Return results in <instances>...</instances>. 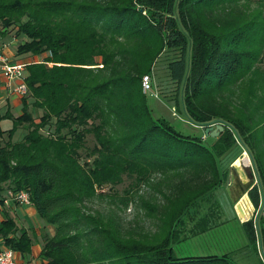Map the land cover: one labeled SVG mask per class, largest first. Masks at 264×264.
Masks as SVG:
<instances>
[{
    "label": "trees",
    "instance_id": "1",
    "mask_svg": "<svg viewBox=\"0 0 264 264\" xmlns=\"http://www.w3.org/2000/svg\"><path fill=\"white\" fill-rule=\"evenodd\" d=\"M0 27L24 37L17 56L39 58L23 66L20 114L0 115L11 121L0 129V208L24 192L52 228L40 264H236L175 257L172 246L218 225L203 216L186 228L184 219L224 192L241 153L256 185L237 208L245 218L251 205L242 228L264 261V0H0ZM161 56L187 121L222 125L209 146L146 106L141 77L152 80ZM128 205L150 229L123 226ZM0 239L29 253L7 214Z\"/></svg>",
    "mask_w": 264,
    "mask_h": 264
},
{
    "label": "rangeland",
    "instance_id": "2",
    "mask_svg": "<svg viewBox=\"0 0 264 264\" xmlns=\"http://www.w3.org/2000/svg\"><path fill=\"white\" fill-rule=\"evenodd\" d=\"M9 38L10 37H8V39ZM11 41L13 40L11 39L7 43H12ZM23 41V36L19 35L16 37V43L19 44ZM260 67L264 69V60L261 63ZM152 72V92L156 94L157 98L153 97L149 93H147L145 96V103L151 115L154 118H158L164 121L166 124L171 126L175 131L182 135L201 138L202 143L209 146L211 143V139L209 137L207 138L203 136V133L200 129L187 121L182 113L181 107L179 105L176 106L175 102L172 100L174 98V94L172 92L174 86L170 84V81L168 80V74L165 70L164 56H161L157 60ZM10 127L11 121L9 119H4L0 122L1 130H8L10 129ZM19 138L20 133L16 132L13 135V140H17ZM87 139L88 141H90L91 138L87 137ZM228 167L230 169V166ZM125 186L126 182L115 187L118 195L122 194V189ZM211 195V197L198 202L196 208L190 213L188 217L184 219V226H186V228L190 227L193 222L202 218L203 216L209 218L212 217L215 219L218 225H226V228L220 233H225L232 239L225 238V236L218 237V228H216L218 226L217 225L213 228H216L214 232H217L214 235H211V232L205 236H197L179 244H174L172 246L173 256L192 257L204 255H222L230 252L232 249L240 245V242L236 241V239H233V235L236 236L238 234V227L227 222L231 218V204L227 198V195L225 194V191L223 192L221 190H217L215 192V196L213 194ZM3 197L6 198V193H3ZM16 216L20 220V223L14 222L17 230H22V228H20L22 225L24 228L22 231L26 232V235L31 241L29 253L31 251V248H35L36 245H38L40 248L42 236H50L52 234V228L50 226H47L46 223L37 215H35L34 218H23L20 215V211L17 210ZM120 218L123 226L125 227L132 226L136 229V231H142L140 229L144 230L146 228L150 229V221L142 215V210L139 207L128 205L127 209L120 213ZM210 235L212 237H210ZM244 250L245 253L230 254L232 261L236 264H264L258 245H256L255 247H253L252 245H248V247ZM29 253L23 256L24 262L30 260Z\"/></svg>",
    "mask_w": 264,
    "mask_h": 264
},
{
    "label": "crops",
    "instance_id": "3",
    "mask_svg": "<svg viewBox=\"0 0 264 264\" xmlns=\"http://www.w3.org/2000/svg\"><path fill=\"white\" fill-rule=\"evenodd\" d=\"M8 37H10L8 39ZM12 43H7L10 40ZM16 37L13 35V32H6L4 30L1 29L0 27V51L2 52V54L5 56V58L7 59V61L9 62V64H21V65H25L27 63L30 62H35L38 61L39 58H35V57H28V56H17L15 54V48L18 45V43L15 42ZM17 84L16 81H10L7 82L3 76L0 73V115H3L4 113H9L11 115V117L15 118L16 116H18L20 114V97H18L14 92H12V89L14 88V86ZM238 162L239 165L241 166V168H244L246 170L250 169V171H253V168L249 162V159L247 157V155L245 153L240 154V156L234 161ZM232 163L230 165V168H232V165L234 164ZM230 170V169H229ZM229 172V171H228ZM228 184V173H227V179L225 182V186ZM256 185V183H254V186ZM224 186V188H225ZM231 218L227 221L229 224H234L238 227V234L236 236L233 235V239H236V241L240 242V245H238V247H235L234 249H232L230 252H227L225 254L222 255H230V254H235V253H245L244 249L248 247V241L246 239L245 233L243 231L242 228V224L244 222H246L250 217H251V212H252V208L250 205V208L246 209V215L245 218H241L237 211L235 210V206L231 205ZM19 210L20 211V215L23 218H34V216L36 215L35 210L33 209V207L29 204L27 205H19L17 203H13V202H8L5 206H3L2 208H0V222L2 220V216L3 214H7L10 218L13 219V221L15 223H20L19 218H17L16 216V211ZM226 225H218L216 228H218V237H222L225 236V238H229L232 239L230 236H228L225 233H220L222 232L226 227ZM22 230L24 229L23 226L21 225ZM215 229H212L206 233H203L201 235H198V237L202 236V235H208L209 233H211V235H214L217 232H214ZM210 235V237H212ZM0 247H2V242L0 239ZM39 246L36 245L35 248H31V251L29 253L30 256V260L29 261H25L27 264H40L39 263V259H38V254H39ZM204 256H209V255H204ZM211 256V255H210ZM215 256H221V255H215ZM231 256V255H230ZM15 258L22 260L24 259L23 256H20L18 254H15Z\"/></svg>",
    "mask_w": 264,
    "mask_h": 264
},
{
    "label": "built area",
    "instance_id": "4",
    "mask_svg": "<svg viewBox=\"0 0 264 264\" xmlns=\"http://www.w3.org/2000/svg\"><path fill=\"white\" fill-rule=\"evenodd\" d=\"M23 66L21 64H9L5 56L0 51V73L3 78L7 81H16L17 84L12 89L18 97H22L26 93V87L23 83ZM140 88L142 93H149L153 97H156V94L152 92L151 80L148 75L142 76L140 81ZM254 183H256V177L254 178ZM14 200L19 205H27L28 198L24 192H18L14 195ZM0 264H27L26 262L15 258V254L9 250L0 247Z\"/></svg>",
    "mask_w": 264,
    "mask_h": 264
},
{
    "label": "water",
    "instance_id": "5",
    "mask_svg": "<svg viewBox=\"0 0 264 264\" xmlns=\"http://www.w3.org/2000/svg\"><path fill=\"white\" fill-rule=\"evenodd\" d=\"M222 130L223 127L219 123L201 128L203 136L209 138L217 137ZM254 178V172L250 169L241 168L238 162H235L228 172V184L225 186L224 191L230 204L235 206V210L240 217L242 214L237 208L238 202L242 197H246V193L254 186Z\"/></svg>",
    "mask_w": 264,
    "mask_h": 264
}]
</instances>
